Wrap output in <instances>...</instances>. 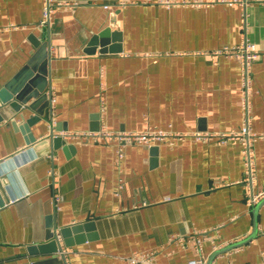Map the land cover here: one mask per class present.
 Wrapping results in <instances>:
<instances>
[{"label": "crops", "instance_id": "1", "mask_svg": "<svg viewBox=\"0 0 264 264\" xmlns=\"http://www.w3.org/2000/svg\"><path fill=\"white\" fill-rule=\"evenodd\" d=\"M55 1L78 4L56 5L44 21L45 0H0V93L47 43L55 133L103 123L184 136L127 145L118 163L114 141L55 137L46 101L37 114L2 93L0 164L12 163L0 172V264H58V237L67 264L150 251V264H264V204L256 235L214 256L253 231L254 205L241 139L216 136L243 127L241 63L211 54L244 34L261 50L249 121L253 190L264 191V0Z\"/></svg>", "mask_w": 264, "mask_h": 264}, {"label": "built area", "instance_id": "2", "mask_svg": "<svg viewBox=\"0 0 264 264\" xmlns=\"http://www.w3.org/2000/svg\"><path fill=\"white\" fill-rule=\"evenodd\" d=\"M241 2V0H238ZM192 3H197L196 1ZM77 2H56L55 0H45L43 7V20L48 19L53 12V8L58 5H63L67 7L76 6ZM242 22L247 24L246 22V13L243 12ZM242 41L236 45H226L225 47L215 49L211 52L213 57L218 56H229L238 59L241 63V102L242 106L245 109V120L243 123V127L238 131H231L228 133H221L220 135H216L222 140L229 139L230 137L240 138L241 143L243 145V156L245 160V171H244V184L246 186V194H248V203L250 205H255L264 199V191L255 192L253 190V184L255 180V159H254V141L256 139V134L251 131V125L249 121V104L251 99V84H252V76L250 74L252 63L257 60L261 54V50L259 47L253 43L250 39L247 38L246 34L243 35ZM54 104L55 98L50 97V109L49 114L51 115V122L49 123V130L54 134L55 137H60L63 139L68 138H79L85 141H97V142H105L109 143L110 141H114L116 146V156L118 159V163L124 157V151L127 145L130 144H147L155 141H168L169 143H173L174 140L180 138L184 135L182 134H174L172 132H168L166 130H154V129H146L142 132L136 131H113L111 129H107L103 123L97 129H93L91 131H77L74 133H69L65 131H58L55 133V113H54ZM104 107L101 108V115H103ZM194 137L207 138L212 137L209 134H202L199 132H194ZM120 167V165H119ZM122 171V169L120 170ZM52 174H55L53 172ZM57 207L59 209L60 196L55 195L54 197ZM58 243L60 244V238L58 237ZM61 245V244H60ZM61 255L66 261V251L61 245L59 250ZM198 251H202V247L198 244ZM155 259V253L153 251L150 252H133L128 257H126L123 264H150L153 263ZM67 264V262H66ZM187 264H206V261L203 257H198L197 259H192L188 261Z\"/></svg>", "mask_w": 264, "mask_h": 264}, {"label": "water", "instance_id": "3", "mask_svg": "<svg viewBox=\"0 0 264 264\" xmlns=\"http://www.w3.org/2000/svg\"><path fill=\"white\" fill-rule=\"evenodd\" d=\"M49 51L47 43H42L39 45L37 51L32 55V57L26 62L24 66L12 77L9 81L4 85L2 92L0 93V98L3 100L6 99L3 97L5 91L9 92L17 101L23 103H29V108L36 111L37 114L42 113V109L36 110V107L40 102H45V107L50 108V96L46 93L45 89L48 87L49 79ZM11 161L6 162L5 164H0V172L1 169H5L8 165H11ZM11 197L14 196L11 193ZM264 204V199L253 206L252 211L254 212V222H253V231L249 234V236L239 242L233 243L225 249L217 250L214 254H218L219 252L227 251L232 249V247L247 243L250 239H252L257 231V221L255 216L259 212L258 209ZM51 237H54L52 233ZM54 244V241H53ZM56 249L61 248V245L56 244ZM53 249V253H54ZM57 262L58 259L56 258ZM65 259H60L58 264H66ZM206 264H210L208 261Z\"/></svg>", "mask_w": 264, "mask_h": 264}]
</instances>
